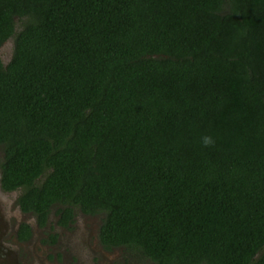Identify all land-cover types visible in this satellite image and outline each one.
I'll return each mask as SVG.
<instances>
[{
  "label": "trees",
  "instance_id": "1",
  "mask_svg": "<svg viewBox=\"0 0 264 264\" xmlns=\"http://www.w3.org/2000/svg\"><path fill=\"white\" fill-rule=\"evenodd\" d=\"M8 39L22 209L102 213L154 264H264V0H0Z\"/></svg>",
  "mask_w": 264,
  "mask_h": 264
},
{
  "label": "flooded vegetation",
  "instance_id": "2",
  "mask_svg": "<svg viewBox=\"0 0 264 264\" xmlns=\"http://www.w3.org/2000/svg\"><path fill=\"white\" fill-rule=\"evenodd\" d=\"M4 44L0 51L9 53ZM4 55L0 54L3 65L7 63ZM3 157L0 152V162ZM24 192L21 186L5 190L0 183V264H154L123 245L106 247L100 239L101 213L53 202L39 215L22 209L18 199ZM65 206L72 207L70 213Z\"/></svg>",
  "mask_w": 264,
  "mask_h": 264
},
{
  "label": "rangeland",
  "instance_id": "3",
  "mask_svg": "<svg viewBox=\"0 0 264 264\" xmlns=\"http://www.w3.org/2000/svg\"><path fill=\"white\" fill-rule=\"evenodd\" d=\"M7 41H8V40H6V41L4 42L5 44L3 45V47H4L5 49L8 47V48H10V50H11L12 43L10 42V40H9V42H7ZM3 47H2V48H3ZM3 50H4V49H3ZM3 50L0 51V52H1L0 54H2V55L5 54V55H4V58L7 57V61H8V57H9V55L11 56V51L8 53L7 51H3ZM7 61H6V62H7ZM0 152H1V150H0ZM78 213H79V211L76 210V214H78ZM101 214H102V213H101ZM97 217H98V216H97ZM97 217H96V218H97ZM119 251H120V250H115V251H112V252H119ZM120 254H121V255H124L125 252H124V251H123V252H120Z\"/></svg>",
  "mask_w": 264,
  "mask_h": 264
},
{
  "label": "clouds",
  "instance_id": "4",
  "mask_svg": "<svg viewBox=\"0 0 264 264\" xmlns=\"http://www.w3.org/2000/svg\"><path fill=\"white\" fill-rule=\"evenodd\" d=\"M212 138L209 137V136H205L202 138V143L207 146V145H210L212 143Z\"/></svg>",
  "mask_w": 264,
  "mask_h": 264
},
{
  "label": "water",
  "instance_id": "5",
  "mask_svg": "<svg viewBox=\"0 0 264 264\" xmlns=\"http://www.w3.org/2000/svg\"><path fill=\"white\" fill-rule=\"evenodd\" d=\"M7 42H9V41H7ZM8 49V48H7ZM9 51H10V48H9ZM10 58V55H9V57H8V59Z\"/></svg>",
  "mask_w": 264,
  "mask_h": 264
}]
</instances>
